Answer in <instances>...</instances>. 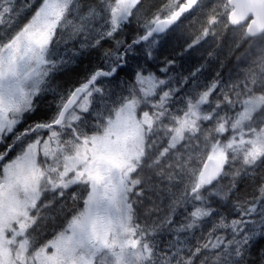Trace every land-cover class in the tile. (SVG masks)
<instances>
[{"label":"snow or ice","instance_id":"obj_1","mask_svg":"<svg viewBox=\"0 0 264 264\" xmlns=\"http://www.w3.org/2000/svg\"><path fill=\"white\" fill-rule=\"evenodd\" d=\"M0 145V264H264V0H0Z\"/></svg>","mask_w":264,"mask_h":264},{"label":"rangeland","instance_id":"obj_2","mask_svg":"<svg viewBox=\"0 0 264 264\" xmlns=\"http://www.w3.org/2000/svg\"><path fill=\"white\" fill-rule=\"evenodd\" d=\"M159 1L161 0H151V1L147 0L146 7H149L152 5H158L163 2L162 1L156 4ZM153 11H155V8H153ZM198 15L199 13H197L196 16H192L188 19L182 18L183 23H181L179 27L175 28V30L167 36L166 41L163 43V47L161 51L163 52L164 55H172L174 57L177 56L176 57V60H178L177 68H180L181 66H183L184 69H187V67L188 68L193 67L198 63L204 62L202 57L206 58V53L204 52L203 49L193 51L190 55L188 53H183V47L185 46V41L190 39L193 29L196 27L195 20ZM61 47H63V45H61ZM239 54L240 52L238 50L234 55H232L231 57H228V45H227V42H225V47L220 53L221 58L227 57V66L223 69L225 76L228 75L229 69H234L235 71H239V69L235 68L236 64L238 63L236 60V56ZM83 61L85 64L80 63L81 65L89 66V63H87V61L89 62L88 58H84ZM246 62L247 61H241L240 63H246ZM77 66H78L77 64L69 65L67 68L57 73V78L53 86L54 87L60 86L61 88H64L65 90L66 88L71 87L70 84L73 83L74 81L67 82L68 78H65V77H69L70 76L69 73L74 71L73 69L76 68ZM214 68L219 70V64H215ZM86 70H87V67H86ZM86 70H83V74H81L82 77L85 76ZM208 74L214 75L215 73L214 71H210ZM54 107H55V101L53 100V94L49 92L46 98L41 97V100L39 103V111L36 113L33 119H39L47 115H50L49 112L54 110ZM2 147L3 145H0V148ZM64 211H67V209L65 208ZM62 219H63V216L61 214V205L57 204L53 209L49 210L47 221L41 225V227L43 228V235L50 236L54 230H58L57 226L59 225L60 221H62ZM192 243H195V239L192 240Z\"/></svg>","mask_w":264,"mask_h":264},{"label":"trees","instance_id":"obj_3","mask_svg":"<svg viewBox=\"0 0 264 264\" xmlns=\"http://www.w3.org/2000/svg\"><path fill=\"white\" fill-rule=\"evenodd\" d=\"M148 1H151V0H148ZM162 1L163 0L157 2L156 4H158V3L162 2ZM87 63H89V62L87 61ZM82 64H85L84 61L82 62ZM77 65L78 66L73 69L74 71L69 73L70 76L69 77H65V78H68L67 82L68 81H74L73 83L70 84L71 87H75L76 85L79 84V82H81L84 79V77H82L81 74H83V70H86V67L87 68L89 67V66H86V65H81L80 63H78ZM71 87H69V88H71ZM249 191H251V189H249ZM239 195H243V193H240Z\"/></svg>","mask_w":264,"mask_h":264},{"label":"bare ground","instance_id":"obj_4","mask_svg":"<svg viewBox=\"0 0 264 264\" xmlns=\"http://www.w3.org/2000/svg\"><path fill=\"white\" fill-rule=\"evenodd\" d=\"M179 56H180V55H179ZM179 56H178V58H179ZM176 57H177V56H176ZM176 57H175V58H176ZM181 57H183V56H181ZM186 57H188V56H186ZM187 59H188V58H187ZM190 59H191V58H190ZM196 60H197V59H196ZM177 61H178V60H177ZM187 61H188V60H187ZM192 61H193V60H192ZM179 62H180V61H179ZM182 62H183V61H182ZM182 62H181V63H182ZM185 62H186V61H185ZM187 63H188V62H187ZM190 63H191V62H190ZM182 64H183V63H182ZM179 65H180V64H179ZM177 67H178V65H177ZM187 68H188V67H187ZM185 70H186V69H185ZM52 213H53V212H52ZM60 222H61V221H60ZM50 227H51V226H50ZM57 227H58V226H57ZM53 229H54V228H53ZM52 231H53V230H52ZM193 240H194V239H193Z\"/></svg>","mask_w":264,"mask_h":264},{"label":"flooded vegetation","instance_id":"obj_5","mask_svg":"<svg viewBox=\"0 0 264 264\" xmlns=\"http://www.w3.org/2000/svg\"><path fill=\"white\" fill-rule=\"evenodd\" d=\"M49 113H51V112H49Z\"/></svg>","mask_w":264,"mask_h":264}]
</instances>
